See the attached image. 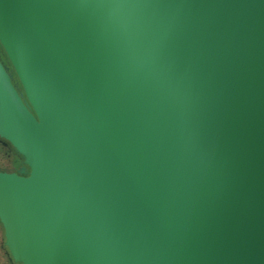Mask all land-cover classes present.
I'll return each mask as SVG.
<instances>
[{
	"label": "water",
	"instance_id": "95a60500",
	"mask_svg": "<svg viewBox=\"0 0 264 264\" xmlns=\"http://www.w3.org/2000/svg\"><path fill=\"white\" fill-rule=\"evenodd\" d=\"M0 47L12 262L264 264V0H0Z\"/></svg>",
	"mask_w": 264,
	"mask_h": 264
},
{
	"label": "flooded vegetation",
	"instance_id": "af4514ba",
	"mask_svg": "<svg viewBox=\"0 0 264 264\" xmlns=\"http://www.w3.org/2000/svg\"><path fill=\"white\" fill-rule=\"evenodd\" d=\"M0 173H18L24 161L11 145L0 139ZM0 264H15L10 260L5 247L4 229L0 223Z\"/></svg>",
	"mask_w": 264,
	"mask_h": 264
},
{
	"label": "trees",
	"instance_id": "16d2710c",
	"mask_svg": "<svg viewBox=\"0 0 264 264\" xmlns=\"http://www.w3.org/2000/svg\"><path fill=\"white\" fill-rule=\"evenodd\" d=\"M0 58L6 65H8V66L10 65L8 60H7V58H6V56L4 55L1 47H0ZM15 82H17V78L16 77H15Z\"/></svg>",
	"mask_w": 264,
	"mask_h": 264
},
{
	"label": "rangeland",
	"instance_id": "374dc122",
	"mask_svg": "<svg viewBox=\"0 0 264 264\" xmlns=\"http://www.w3.org/2000/svg\"><path fill=\"white\" fill-rule=\"evenodd\" d=\"M0 162H2V161L0 160Z\"/></svg>",
	"mask_w": 264,
	"mask_h": 264
}]
</instances>
